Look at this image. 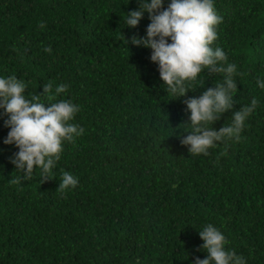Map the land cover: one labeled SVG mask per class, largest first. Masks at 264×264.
<instances>
[{
    "label": "trees",
    "instance_id": "1",
    "mask_svg": "<svg viewBox=\"0 0 264 264\" xmlns=\"http://www.w3.org/2000/svg\"><path fill=\"white\" fill-rule=\"evenodd\" d=\"M126 3L0 0V75L24 80L26 95L68 84L57 99L80 106L70 122L85 129L63 142L54 178L41 183L39 169L23 180L11 163L18 148L3 143L0 117V264H191L207 256L198 250L207 223L247 264H264V0H215L223 21L212 46L237 65L238 89L234 109L212 126L231 123L253 97L259 104L239 140L207 155L180 143L183 101L222 74L204 69L186 96L168 95L151 49L130 39L146 34L148 13L124 25L139 7ZM62 171L79 178L76 188L59 190Z\"/></svg>",
    "mask_w": 264,
    "mask_h": 264
},
{
    "label": "clouds",
    "instance_id": "2",
    "mask_svg": "<svg viewBox=\"0 0 264 264\" xmlns=\"http://www.w3.org/2000/svg\"><path fill=\"white\" fill-rule=\"evenodd\" d=\"M137 2L139 7L126 14L124 25L136 27L144 13H148L150 23L146 34L133 35L130 39L134 45L151 49L150 60L157 64L168 95L186 96L193 89L190 82L197 80L204 69L222 74V82L206 87L199 96L184 99L189 117L182 128L188 134H181L180 143L188 147L190 155H207L217 142L239 140L259 100L253 97L250 104L232 111L231 123L219 128L212 126L224 113L234 109L238 89L234 79L237 65L228 62V55L221 47L212 46L218 36L216 27L223 21L215 0H167L166 7L165 0ZM40 26L44 27L43 22ZM45 51L52 49L49 46ZM257 85L264 89V79H257ZM69 87L66 83L54 86L49 81L44 83L42 93L26 95L24 80L0 75V109L3 110L0 117H6L3 123L9 129L3 143L18 148L9 159L22 172L21 179H31L35 169L40 171L41 183L54 178L51 173L61 158L63 142H74L84 134L83 126L70 122L80 106L71 99H57ZM59 180L62 193L79 184V178L68 171H62ZM199 236L203 243L198 250L206 251L207 256L203 259L196 256L191 264H247L242 254L226 247L229 241L214 224L199 228Z\"/></svg>",
    "mask_w": 264,
    "mask_h": 264
}]
</instances>
